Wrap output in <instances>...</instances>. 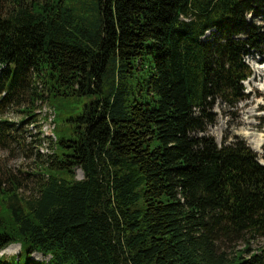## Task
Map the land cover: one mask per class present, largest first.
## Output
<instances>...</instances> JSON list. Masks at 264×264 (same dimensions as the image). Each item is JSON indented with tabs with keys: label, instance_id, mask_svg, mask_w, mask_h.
Returning <instances> with one entry per match:
<instances>
[{
	"label": "trees",
	"instance_id": "1",
	"mask_svg": "<svg viewBox=\"0 0 264 264\" xmlns=\"http://www.w3.org/2000/svg\"><path fill=\"white\" fill-rule=\"evenodd\" d=\"M249 54L264 0H0V148L39 146L42 106L60 124L29 191L0 172L4 264H264V168L205 135Z\"/></svg>",
	"mask_w": 264,
	"mask_h": 264
},
{
	"label": "rangeland",
	"instance_id": "2",
	"mask_svg": "<svg viewBox=\"0 0 264 264\" xmlns=\"http://www.w3.org/2000/svg\"><path fill=\"white\" fill-rule=\"evenodd\" d=\"M246 21L254 23L262 22L259 19L251 18L250 15L246 17ZM208 35L209 33L206 34V37ZM257 57L258 56L255 54H249L244 57V61L250 69L251 75L250 78L242 82V87L244 89L243 100L237 102L234 107H231L217 99L210 110L214 120L213 123L208 125L205 135L212 138L218 146L237 142L245 144L255 154L257 162L264 168V73L260 72L264 67V61ZM259 74H263V76H260ZM38 111H40L39 124L40 132L42 134L39 137L41 139L42 136H44V138H42L44 140H42L39 146H37V143L34 144L35 139L32 137L37 133V130L35 131V128L28 127L27 129L23 128L21 130L24 136V142L27 145L24 152L20 149L22 146L17 144L10 145L8 149L0 148V172L9 171L12 176L18 178L26 177L25 175H21L20 172L30 174L26 177V191H29V188L32 187L30 182L35 179L33 175V172L36 169L35 148L38 147L39 152L43 156L50 154L49 142H55L56 138L54 133H56V131L54 128L57 126L58 129L60 125L57 119L54 121L56 116L54 108L50 109L48 105H45ZM46 114L48 117L43 120L42 118H44V115ZM2 118L3 120L17 122L20 115L13 109H7ZM30 142L31 146L28 144ZM29 148H31V151L28 150ZM75 174L77 179L82 178V173L78 169L75 171ZM236 246L240 249L243 246V243L239 242ZM263 246V238L253 241L252 243L253 249ZM5 251L6 253H4ZM18 253L19 247L17 245H11L0 251V256L4 255V258H0V264L6 263L7 258L14 255L17 256ZM32 259L34 261L48 260V258L36 253L32 255Z\"/></svg>",
	"mask_w": 264,
	"mask_h": 264
},
{
	"label": "bare ground",
	"instance_id": "3",
	"mask_svg": "<svg viewBox=\"0 0 264 264\" xmlns=\"http://www.w3.org/2000/svg\"><path fill=\"white\" fill-rule=\"evenodd\" d=\"M260 72H262V73H264V67L260 70ZM260 75V74H259ZM260 76H263V74L262 75H260ZM264 78V77H263ZM262 89V88H261ZM261 89H259V90H261ZM263 90V89H262ZM261 90V91H262ZM262 93V92H261ZM263 93H264V91H263ZM264 95V94H263ZM40 112V111H39ZM43 138H44V136H42ZM47 139V138H46ZM260 139V138H259ZM261 140V139H260Z\"/></svg>",
	"mask_w": 264,
	"mask_h": 264
}]
</instances>
